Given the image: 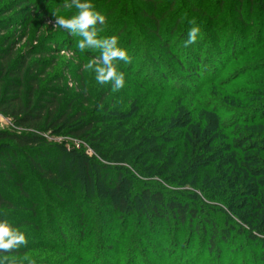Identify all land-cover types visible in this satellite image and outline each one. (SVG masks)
Returning <instances> with one entry per match:
<instances>
[{
	"label": "trees",
	"instance_id": "1",
	"mask_svg": "<svg viewBox=\"0 0 264 264\" xmlns=\"http://www.w3.org/2000/svg\"><path fill=\"white\" fill-rule=\"evenodd\" d=\"M121 1L88 2L105 19L114 3L123 6L103 34L123 35L131 62H117V71L150 90L144 95L132 98L125 80L119 91L109 83L90 109L74 104L84 95L64 104L61 78L40 81L52 63L32 61L49 54L47 43L17 55L24 35L0 39V114L13 126L0 130V222L27 240L0 252V264H120L117 247L129 254L126 264H140L141 249L149 263L153 247L158 264H264V0H132L138 11ZM64 4L7 0L0 36L27 29L36 6L53 18ZM128 16L136 26H127ZM193 26L200 34L184 47ZM151 44L186 76L163 71ZM233 62L240 69L221 80ZM58 136L87 144L96 158L67 151ZM68 162L81 181L59 171Z\"/></svg>",
	"mask_w": 264,
	"mask_h": 264
},
{
	"label": "rangeland",
	"instance_id": "2",
	"mask_svg": "<svg viewBox=\"0 0 264 264\" xmlns=\"http://www.w3.org/2000/svg\"><path fill=\"white\" fill-rule=\"evenodd\" d=\"M89 1V0H88ZM126 0H122L121 3ZM129 1L130 4V8H136V4L133 5V1L132 0H127ZM3 2H7V0H2L1 4ZM114 6H117L115 12L111 15L108 16L107 19H105V22L102 24V29L105 28V31H103L102 29L98 28V32H97V38H105L108 37L106 34H103L106 32V30L108 29L107 26H109V23L111 22V18L117 14L118 12L121 11V9L123 8L122 5H118L116 3H114ZM113 5V4H112ZM133 5V6H132ZM179 6V3L176 4V7ZM47 7V6H46ZM205 7V12L207 11L209 14L215 10V7L209 9V7L207 8V4L204 5ZM129 8V9H130ZM132 8V9H133ZM70 8H66L63 7L62 9L59 10H55L52 9V12L56 13L57 15L63 16L65 18H67V13L65 14V11L68 10ZM137 9V8H136ZM207 9V10H206ZM33 17H32V21L30 26L25 29H19V27L17 28H11L10 30H8V32H4L1 34L0 39H2L3 37L9 35L10 33H15V37L14 39L11 40V42H15L17 41V39H19V37L21 38L23 35V37L21 38V42L19 43V45L16 46V53L17 55L22 53L26 48H30V47H35L41 43H47L46 44V48L49 50V54L48 55H42V56H35L32 61H41L44 63H52L51 66L48 68H46V73L43 77L40 78L41 84L44 85L46 83V81L49 80H54L53 83H56L58 80L61 78V83H60V88L63 90H66V88H68L69 92L68 94H65L63 97V102L62 103H66L71 97L74 96H80V95H84V101L82 100H78L76 101L74 104H78L80 103L82 109H90L92 108L93 104H95V102L99 99L100 93L102 92L101 90L105 87H107V84H103L100 86V84H98L95 80V73L85 69V65L88 63V61L92 58H94L95 56L99 55V51L98 50H85L84 52H81L78 47H77V42L81 39V37L79 36H66V37H62L61 35L65 33L64 30L59 29V28H54V17L50 18L47 16H44L43 12L40 11V9H38V6H36L33 10ZM64 11V14H63ZM130 11H132L130 9ZM138 11V9H137ZM135 10L134 13L137 12ZM211 11V12H210ZM176 12V11H175ZM130 13V12H129ZM180 13V10L178 9V12H176L175 14H171V20L172 18H175L177 16V14ZM157 14V12H156ZM182 14L184 16L189 15V8H186L182 11ZM4 17L6 18V16H2L0 19H4ZM137 17V18H135ZM140 16H137L136 14L134 15V20L139 19ZM129 19L126 20L127 22V26L131 27L132 25H135V21L134 23L131 24V21L133 20L132 17H127ZM198 21L203 22V23H207L206 17L204 19H201V17H199L198 15L195 17ZM110 19V20H109ZM170 20V23H171ZM224 18H220L217 21H223ZM183 21L184 19H182V21L179 23L178 25V31L180 29H182L183 26ZM166 19L164 21H162V25H166ZM135 35V34H134ZM59 37V38H58ZM60 43V45H56L55 43H57V39ZM137 38V36H134V40ZM55 39V40H53ZM53 40V42L50 44V42ZM125 39H123V35L118 37V44L117 47L121 48V49H125ZM146 43L148 44V41H146ZM150 49L152 51V53L154 54L153 56L155 57V55H160L162 61H163V71L164 70H168L169 73H171L172 75H178L179 77L182 76H186V74H183V72H180L168 59L167 57L164 55L163 51H161V49L157 48L154 44L150 45ZM152 55V54H151ZM140 57V56H138ZM117 64V62L119 61H115ZM140 59H138L136 61V63H139ZM125 64V62H124ZM139 65V64H138ZM138 65H135V67L133 68V71H137L139 69ZM243 67V66H242ZM241 67V68H242ZM240 69V62H233V64H230L229 67H226V69L224 70V72H221L222 75L220 77L221 80H223L224 78H228L231 77L234 71H238ZM171 71V72H170ZM130 75V74H129ZM127 76L124 74L125 76V80L130 81V83H128V87L131 88V93L130 96L133 98L135 97L139 92L142 93L143 95L146 93V91H150L149 89H141L135 85L134 80L131 75ZM231 75V76H230ZM253 75H249L250 78ZM158 83H161L160 85H162V81L159 78H156ZM243 79V78H242ZM141 81H145V80H141ZM169 87H177L178 85H181V81H171L169 82ZM240 84L237 82L234 84V86H239ZM210 89V88H209ZM208 90V89H206ZM161 95L159 94H155L153 95V100L156 98H160ZM173 95H167V97H169L170 99L172 98ZM151 99V100H152ZM151 100L149 101V103L151 102ZM140 101V100H139ZM90 103L92 105H90ZM139 106V105H138ZM10 124L11 121L9 119H7L6 117H4L3 115L0 114V130H5V129H10ZM53 141L59 143V144H65L66 150L67 151H72V150H79L81 151L83 154H85L88 158L91 157H95L94 156V152L89 148V146L85 143H82L81 141H76L75 139H72L70 137L67 136H58V137H54ZM71 163L74 162H68V164H64L62 165V167L60 166L59 171L62 170V173L64 175V177H67L69 174V178L70 179H74L75 181H79L81 178H83V173H81V170L78 169V171H72L71 172ZM77 166H79V163H76ZM76 169V168H75ZM92 174V173H91ZM81 181V180H80ZM102 189V188H100ZM132 190V189H130ZM127 188V191H130ZM14 191V190H12ZM101 191L104 192V189H102ZM95 192H91V194H94ZM38 196H40V192L37 193ZM140 208V207H139ZM131 210L136 211V208H132ZM136 214V213H135ZM123 231V229H122ZM120 229L118 231V236L120 235L121 237V233H120ZM129 236H127V238L132 239L133 238V234L129 233ZM141 247H143L144 245H140ZM155 249V247H153ZM153 248L151 249L150 252L146 253L147 257L149 258V263L150 264H158V258L156 257L157 254V250L155 249L153 251ZM119 254H118V252ZM117 258L114 257L115 260H118V255H120V264H126L129 258V254L125 251V249H119L117 247ZM140 255H138V259L140 260L139 263L140 264H146L147 261H145L141 256H142V249L141 251H139ZM153 252H156L153 253ZM147 263V264H149ZM114 264V263H113Z\"/></svg>",
	"mask_w": 264,
	"mask_h": 264
},
{
	"label": "clouds",
	"instance_id": "3",
	"mask_svg": "<svg viewBox=\"0 0 264 264\" xmlns=\"http://www.w3.org/2000/svg\"><path fill=\"white\" fill-rule=\"evenodd\" d=\"M64 7L78 10L77 14L71 18H65L52 13L54 17V28L67 31L73 36H79L81 39L77 42V47L81 52L85 50H98L99 55L90 59L84 66L85 69L95 73V80L98 84H112L113 91H119L124 87V73L118 72L115 61H124L130 63L131 58L127 52L119 47L118 38L115 36L97 38V25L105 22V17L99 12L93 11L94 5L88 0H65ZM189 24L195 25V21H189ZM200 34L198 26L191 27L187 32V40L184 47H188L197 41ZM25 235L18 229L11 227L7 221L0 222V252H10L21 245H26Z\"/></svg>",
	"mask_w": 264,
	"mask_h": 264
},
{
	"label": "built area",
	"instance_id": "4",
	"mask_svg": "<svg viewBox=\"0 0 264 264\" xmlns=\"http://www.w3.org/2000/svg\"><path fill=\"white\" fill-rule=\"evenodd\" d=\"M10 127H13L12 124H10Z\"/></svg>",
	"mask_w": 264,
	"mask_h": 264
}]
</instances>
